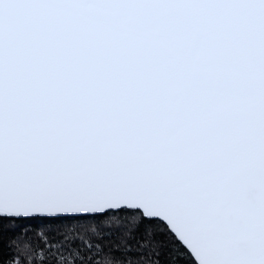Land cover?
Returning a JSON list of instances; mask_svg holds the SVG:
<instances>
[{
  "label": "snow or ice",
  "instance_id": "1",
  "mask_svg": "<svg viewBox=\"0 0 264 264\" xmlns=\"http://www.w3.org/2000/svg\"><path fill=\"white\" fill-rule=\"evenodd\" d=\"M0 264H264V0H0Z\"/></svg>",
  "mask_w": 264,
  "mask_h": 264
},
{
  "label": "trees",
  "instance_id": "2",
  "mask_svg": "<svg viewBox=\"0 0 264 264\" xmlns=\"http://www.w3.org/2000/svg\"><path fill=\"white\" fill-rule=\"evenodd\" d=\"M10 254L15 255L14 249L9 250Z\"/></svg>",
  "mask_w": 264,
  "mask_h": 264
}]
</instances>
